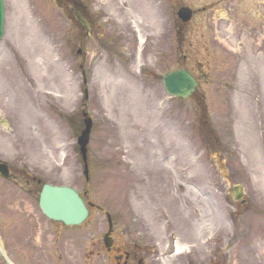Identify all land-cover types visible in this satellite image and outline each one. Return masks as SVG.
<instances>
[{
	"label": "rangeland",
	"instance_id": "obj_1",
	"mask_svg": "<svg viewBox=\"0 0 264 264\" xmlns=\"http://www.w3.org/2000/svg\"><path fill=\"white\" fill-rule=\"evenodd\" d=\"M85 1L98 23L86 49L88 195L115 198L159 251L195 242L226 264H264V53H236L238 42L206 23L176 36L167 0H156V26L141 31L124 15L130 0ZM256 1L264 2L221 5L220 15L231 9L228 29L247 19L243 3L252 5L248 19L257 17ZM4 7L0 155L81 190L82 34L64 0H4ZM178 67L200 83L187 99L170 97L161 82ZM234 184L244 187V204L231 199Z\"/></svg>",
	"mask_w": 264,
	"mask_h": 264
},
{
	"label": "flooded vegetation",
	"instance_id": "obj_2",
	"mask_svg": "<svg viewBox=\"0 0 264 264\" xmlns=\"http://www.w3.org/2000/svg\"><path fill=\"white\" fill-rule=\"evenodd\" d=\"M172 1L176 8L190 6L194 10L191 21L198 24L219 19L215 11L227 5V0H195L198 6L191 0ZM245 6L248 10L252 5ZM261 20L259 16L254 22H242L238 34L241 53L264 52L263 40L256 43ZM79 52L85 58L86 51L79 48ZM8 167L9 174L3 179L7 182L0 183V241L14 264H165L142 233L127 225L122 210L103 209L87 200L90 209L86 220L66 225L37 209L42 183L21 167ZM191 252L170 264H225L222 259ZM0 262L4 263L1 254Z\"/></svg>",
	"mask_w": 264,
	"mask_h": 264
},
{
	"label": "water",
	"instance_id": "obj_3",
	"mask_svg": "<svg viewBox=\"0 0 264 264\" xmlns=\"http://www.w3.org/2000/svg\"><path fill=\"white\" fill-rule=\"evenodd\" d=\"M81 23H86L84 18L76 14ZM3 5L0 0V36L2 34ZM163 84L168 93L186 97L194 91L197 82L186 70L178 69L166 73L163 77ZM91 122L86 120V127L79 137L81 151L85 159L86 144ZM242 194L241 190L234 192V198L238 199ZM40 206L43 211L54 218L61 219L67 224L79 223L86 217V208L77 193L69 187L51 186L45 184L40 195Z\"/></svg>",
	"mask_w": 264,
	"mask_h": 264
},
{
	"label": "bare ground",
	"instance_id": "obj_4",
	"mask_svg": "<svg viewBox=\"0 0 264 264\" xmlns=\"http://www.w3.org/2000/svg\"><path fill=\"white\" fill-rule=\"evenodd\" d=\"M124 15L129 18L134 26L138 27L139 31L142 30L140 27L146 30L148 27L153 28L158 21L156 0H130L129 7L126 8ZM252 160L257 164L260 163V158L257 156L253 157ZM262 243L260 242V244Z\"/></svg>",
	"mask_w": 264,
	"mask_h": 264
}]
</instances>
